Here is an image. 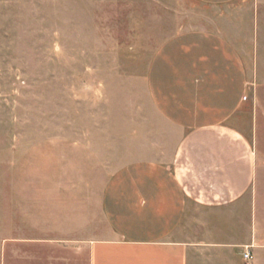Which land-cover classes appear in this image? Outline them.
<instances>
[{
	"label": "rangeland",
	"instance_id": "rangeland-1",
	"mask_svg": "<svg viewBox=\"0 0 264 264\" xmlns=\"http://www.w3.org/2000/svg\"><path fill=\"white\" fill-rule=\"evenodd\" d=\"M238 7L252 5L0 0V264H71L67 240L108 177L181 135L152 105L158 49L190 30L228 34Z\"/></svg>",
	"mask_w": 264,
	"mask_h": 264
},
{
	"label": "crops",
	"instance_id": "crops-1",
	"mask_svg": "<svg viewBox=\"0 0 264 264\" xmlns=\"http://www.w3.org/2000/svg\"><path fill=\"white\" fill-rule=\"evenodd\" d=\"M196 1L252 7L158 49L152 105L181 135L108 177L71 264H264V0Z\"/></svg>",
	"mask_w": 264,
	"mask_h": 264
},
{
	"label": "built area",
	"instance_id": "built-area-1",
	"mask_svg": "<svg viewBox=\"0 0 264 264\" xmlns=\"http://www.w3.org/2000/svg\"><path fill=\"white\" fill-rule=\"evenodd\" d=\"M250 251H246L245 253H244V257L246 258V259H249L250 258Z\"/></svg>",
	"mask_w": 264,
	"mask_h": 264
}]
</instances>
